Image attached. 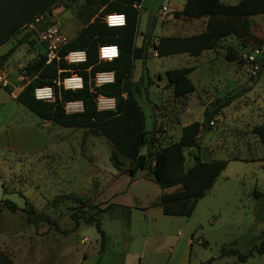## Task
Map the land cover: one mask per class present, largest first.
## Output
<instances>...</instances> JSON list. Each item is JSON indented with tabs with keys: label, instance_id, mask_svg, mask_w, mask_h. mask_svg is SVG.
I'll return each instance as SVG.
<instances>
[{
	"label": "rangeland",
	"instance_id": "rangeland-1",
	"mask_svg": "<svg viewBox=\"0 0 264 264\" xmlns=\"http://www.w3.org/2000/svg\"><path fill=\"white\" fill-rule=\"evenodd\" d=\"M220 1L236 5L241 0ZM174 2L183 0H146L140 11L141 35L154 45L162 37L187 38L208 29L207 18L175 19L174 13L182 8L172 10ZM102 10L86 0H62L46 19L59 24L71 42ZM250 21L246 42L231 35L197 58H158L150 48L146 63L138 61L131 78L146 130L157 141L143 154L176 143L182 127L203 122L208 105L240 97L238 104L214 119L211 132L200 135L203 159L228 161V166L188 218L165 216L161 207L154 206L162 190L151 171H140L136 184L129 187L130 161L118 157L101 132L40 121L15 100L29 82L26 67L45 54L36 32L24 28L3 46L0 57L13 47L16 51L0 65V77L6 81L0 82V262L5 258L12 264H175L180 260L209 264L213 258L211 264H240L236 257L221 259V249L247 254L259 245L264 232V147L253 134L264 124V73L258 80L264 65V16ZM26 36L28 41L20 45ZM144 69L148 74L141 80ZM188 69L186 82L169 84L166 71ZM69 104L68 113L82 111L81 107L70 110ZM107 107L98 99L100 110ZM195 153L184 152L186 169ZM114 175L125 177L115 184ZM89 218L99 220L107 234L101 255V237ZM247 264H264V256L255 255Z\"/></svg>",
	"mask_w": 264,
	"mask_h": 264
},
{
	"label": "trees",
	"instance_id": "trees-1",
	"mask_svg": "<svg viewBox=\"0 0 264 264\" xmlns=\"http://www.w3.org/2000/svg\"><path fill=\"white\" fill-rule=\"evenodd\" d=\"M62 0H0V49L5 46L22 29L29 27L37 18L47 14ZM89 5H95L101 11L99 17L94 13L84 28L78 33L61 52L64 57L69 52H86L87 59L78 65H70L61 59L48 62L47 51L35 63L26 67V77H29L22 91L15 100L33 113L40 121L52 123L67 129H91L101 132L112 144L114 153L131 163L128 170L130 180L133 181L140 171L149 170L155 177L159 188L163 191L156 205L162 208L165 216L190 217L197 203L202 200L220 178L228 166V161H205L202 158L199 138L201 134L212 131L211 123L229 107L236 97L212 103L204 111L202 123L194 122L182 128L179 140L168 145L155 154H143L142 151L149 144L157 143L153 132H147L145 114L132 91L131 78L134 74L135 63L145 64L149 49L158 52V57H171L188 54L200 57L205 51L214 50L219 42L234 35L238 40L246 42L250 35L251 18L264 16V0H241L236 5L224 4L220 0H187L182 11L175 12L174 18L199 19L208 18V29L198 35L187 38L162 37L157 45H152L148 38L144 39L140 48L136 47L139 29L140 11L136 5H142L144 0H86ZM110 14L125 15L127 23L123 27L109 28L103 18ZM35 33V31H32ZM28 41L24 37L19 44ZM117 46L119 56L112 61H100L99 48ZM16 51L11 48L0 57L3 65ZM142 73L141 80L145 79ZM101 73H113L114 81L96 86V76ZM189 69L170 70L166 78L171 86L186 82ZM264 73L258 75L260 80ZM74 74L83 80V88L79 90L59 87V80L71 78ZM151 84V79L149 78ZM51 89L50 99H37V90ZM102 96L115 100L113 110H100L98 98ZM82 103V111L68 113V103ZM253 134L264 147V124L253 129ZM150 135V136H149ZM186 150H196L192 165L186 169ZM151 158H153L151 162ZM179 188L174 193H164L166 190ZM254 196L259 199L258 192ZM14 208H16L14 206ZM13 208V210H14ZM94 224L101 237V251L105 246L106 232L101 222L95 218L88 219ZM255 255L264 256V232L259 245H254L247 254L238 250L221 249V257H236L241 264L246 263ZM215 259H210L209 264ZM0 264H12L3 259ZM97 264H100L98 262Z\"/></svg>",
	"mask_w": 264,
	"mask_h": 264
},
{
	"label": "built area",
	"instance_id": "built-area-1",
	"mask_svg": "<svg viewBox=\"0 0 264 264\" xmlns=\"http://www.w3.org/2000/svg\"><path fill=\"white\" fill-rule=\"evenodd\" d=\"M135 8L140 11L142 8V5H136ZM163 12H168V8L163 7ZM103 22L109 28H116V27L125 26L127 23V19L125 15H122V14H110V15H106L103 18ZM29 28L32 31H35L37 33L39 37V41L45 45L46 51H47V57H48L47 63H50L53 60L60 61L61 59H64V61L70 65H78L86 61L87 55H86V52H83V51L82 52H69L64 57H62L61 52L70 43V41L68 40L67 36L63 33L61 26L57 23L49 24L45 15H42L39 18H37L35 22L29 26ZM118 56H119V49L117 46H106V47L99 48L98 57L100 61H104V62L112 61L114 59H117ZM254 69L258 70V66H255ZM110 74H113V73H110ZM97 75H98V79L96 78L95 82H96V86L98 87L99 85H104L106 83L114 81L112 77H109V73H101ZM99 76H102V77H99ZM74 77L76 78L75 79L76 81L74 82L73 87L67 86L65 83V81L70 78H67L63 81L59 80V87H64V89H67V90L68 89H71V90L82 89L83 88L82 78L79 77L78 75L76 76L73 75L71 78H74ZM100 78H103V79H100ZM97 81L99 85L97 84ZM0 82L2 83L6 81L2 77H0ZM48 90L50 91L51 94L47 96L42 95V94L39 95L38 90H37L36 98L37 99H50L52 92H51V89L48 88ZM107 108L109 109H104V110H113L110 107H107ZM211 124L213 126L214 122Z\"/></svg>",
	"mask_w": 264,
	"mask_h": 264
},
{
	"label": "crops",
	"instance_id": "crops-1",
	"mask_svg": "<svg viewBox=\"0 0 264 264\" xmlns=\"http://www.w3.org/2000/svg\"><path fill=\"white\" fill-rule=\"evenodd\" d=\"M186 2H187V0H183V2L180 4L179 2L177 3V2H174L173 4H174V7L175 8H173L172 10H175L176 8H178V7H180V8H182L183 9V7H184V5L186 4ZM145 4H146V0H144V2L142 3V8H141V10L144 8V6H145ZM168 8V7H167ZM140 10V11H141ZM150 13V12H149ZM141 18L139 17V29H138V35H137V39H136V47L137 48H140V47H142V45H143V42H144V39L145 38H147V37H145V35H141V31H140V23H141V20H140ZM208 19V18H207ZM78 35V34H77ZM77 37V36H76ZM75 37V38H76ZM171 37V36H170ZM74 38V39H75ZM139 38H141V39H139ZM149 40H150V38H148ZM159 41V40H158ZM150 43H151V40L149 41ZM152 44V43H151ZM158 44V42L156 43V45ZM153 45V44H152ZM152 48V47H151ZM154 49V48H153ZM211 50H209V51H205L203 54H207L208 52H210ZM153 52L155 53V56H157L158 57V52L154 49L153 50ZM188 54H180V55H175V56H187ZM148 56H150V55H148ZM159 58V57H158ZM137 64H138V61L135 63V70H134V72L136 73V71H137ZM169 71V70H168ZM168 71H166V72H168ZM109 77H112L113 79H114V76H113V74H110L109 73ZM261 81V80H260ZM260 81L258 82V84L254 87V89H253V91L255 90V89H257L260 85H261V83H260ZM109 83H111V82H109ZM236 97V96H235ZM103 97L102 96H100L98 99L100 100V99H102ZM234 98V97H233ZM240 102V97L238 98V97H236L235 99H234V101L231 103V106L232 107H234L236 104H238ZM80 103V102H79ZM82 104V103H81ZM209 106V105H208ZM207 106V107H208ZM115 107V100L113 101V107H111V108H114ZM82 108V107H81ZM81 112V111H80ZM185 127V126H184ZM183 128V127H182ZM182 130V129H181ZM180 135H181V133H180ZM180 135L178 136V140H179V138H180ZM203 156V155H202ZM203 158V157H202ZM114 168V167H113ZM117 176L118 175H114L113 176V182L115 183V184H117V183H119V182H121V180H123V177H125V176H122V177H118L117 178ZM138 181V178H137V176L135 177V179L133 180V181H131L130 179H129V181H127L128 182V185H129V187H133L135 184H136V182ZM123 184H126V182L125 183H123ZM166 191H168V190H166ZM166 191H164V193L166 192ZM163 192V191H162ZM206 198V196L202 199V200H204ZM202 200H200V201H202ZM170 217H172V216H170ZM193 236V235H192ZM192 242V244H190V250H192L191 248L193 247V238L191 237V238H189L188 239V245H189V243H191ZM221 259H230V258H232V257H220ZM214 262V261H213ZM140 263V262H139ZM248 263V261L246 262V263H244V264H247ZM170 264V263H169ZM175 264H187L186 263V261H183V260H180L179 262H176ZM241 264V263H240Z\"/></svg>",
	"mask_w": 264,
	"mask_h": 264
},
{
	"label": "bare ground",
	"instance_id": "bare-ground-1",
	"mask_svg": "<svg viewBox=\"0 0 264 264\" xmlns=\"http://www.w3.org/2000/svg\"><path fill=\"white\" fill-rule=\"evenodd\" d=\"M99 77H102V76H99ZM75 79H76L75 77L67 79L65 81L66 85L70 86V87H73L74 86V82L76 81ZM100 79H103V78H100ZM47 91H48V88L45 89V90H38V93H39V95H41L43 92H47ZM113 101H114L113 99L102 98V99H100V105L109 106L111 108V107H113ZM77 107H82V104L79 103V102H73V103L69 104L70 110L73 109V108H77Z\"/></svg>",
	"mask_w": 264,
	"mask_h": 264
}]
</instances>
